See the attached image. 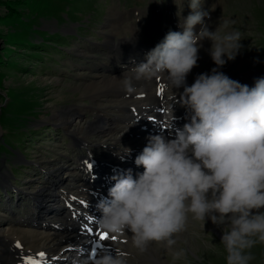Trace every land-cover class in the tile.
I'll use <instances>...</instances> for the list:
<instances>
[{
	"label": "rangeland",
	"instance_id": "rangeland-1",
	"mask_svg": "<svg viewBox=\"0 0 264 264\" xmlns=\"http://www.w3.org/2000/svg\"><path fill=\"white\" fill-rule=\"evenodd\" d=\"M189 2L0 0V228L33 213L31 208L39 202L42 208L35 213L39 219L34 227L41 219L48 217L49 222L48 209L59 203L45 196L51 192L54 197L52 191H59L66 197L64 191L78 187L74 180L85 171L81 165L79 174L73 168L78 155L87 152L97 158L94 151L106 154L127 148L118 134L116 143L93 129L97 109L110 111V116L119 114L112 107V98L102 93L108 87L102 73L115 76L128 68L131 71L130 58L141 59L138 54L149 48L161 17L179 21L172 13L187 16ZM203 8L210 13L206 19L210 31L228 20V30L235 28L242 34L236 59L220 71L237 80L246 63L249 71L243 73L250 74V87L254 86L256 78L264 77V0H204ZM202 43L198 66L187 76L188 86L216 67L208 52L212 42ZM64 121L77 124L63 127L60 122ZM79 142L87 145V151ZM7 185L11 190L4 193ZM38 188L43 194L34 197L32 192ZM222 234V228L210 219L206 218L203 228L189 214L186 230L177 234L174 245L150 242L143 252L135 248L130 257L135 259L133 264H159L154 254L161 264H226ZM63 251L59 257L65 255ZM176 252L182 253L178 259L174 258ZM251 254L249 264H264V244L253 247Z\"/></svg>",
	"mask_w": 264,
	"mask_h": 264
},
{
	"label": "clouds",
	"instance_id": "clouds-1",
	"mask_svg": "<svg viewBox=\"0 0 264 264\" xmlns=\"http://www.w3.org/2000/svg\"><path fill=\"white\" fill-rule=\"evenodd\" d=\"M203 4L190 0V13L180 17L182 31L169 30L146 54V62L130 69L134 75L124 78L128 93L135 91L133 79H163L173 93L183 88L179 103L190 122L173 139L163 133L147 138L134 161L144 171L136 179L131 170L112 177L115 184L97 203L102 216L96 220L100 230L130 236L143 252L150 242L174 245L189 214L203 228L207 218L222 228L226 264H249L251 249L264 244V77L249 87L220 71L236 59L242 34L228 30V20L210 31V13ZM204 40L212 42L208 52L216 67L188 86ZM181 255L176 252L174 258ZM85 264H127V254L113 255L105 248Z\"/></svg>",
	"mask_w": 264,
	"mask_h": 264
},
{
	"label": "bare ground",
	"instance_id": "bare-ground-1",
	"mask_svg": "<svg viewBox=\"0 0 264 264\" xmlns=\"http://www.w3.org/2000/svg\"><path fill=\"white\" fill-rule=\"evenodd\" d=\"M149 48L141 49V54H138V55L141 56L142 58V56L145 55V52L149 50ZM130 60H137V59L136 57H133V58L131 57ZM121 61H123V59H121ZM145 62H146V59L144 60L143 63ZM248 69L249 67H247L245 63V66H242L240 70V75L242 76L240 77L238 76L239 78L236 81H239L241 84H247L250 87L249 79L251 76L250 74L243 73L244 70H248ZM104 73L106 72L103 71L102 73V75H105V78H102V81H107L108 87L105 90H103L102 93L107 94L105 95V98L107 99L112 98L111 99L112 105H115L112 107H114L115 110L118 111L119 114L116 116H110V115H107L110 111L106 113V112H100L101 110L97 109V123H96L97 126L93 127V129L97 131L98 133H100L101 136L110 137L116 143L119 142L116 139V135L118 134V138H121L123 140L122 142L127 146V148L130 146V144L139 145V146L143 145L147 143V138L149 136L161 134L162 132L157 133L153 129H147V130L140 129L137 123L130 121L131 119L130 115L132 113V110H138V112L142 114L141 115L142 119H145V122L143 125H147L148 116L146 114V107L148 106L147 104H149V102L154 101L152 100L153 90L154 88L159 87V84L164 85V83L166 82L163 79H158V82L155 84L154 79L152 80L142 79L139 81H136L133 79V86L135 88V91L128 93L124 86V78L132 77L134 75L132 71H129V68H128V71L124 70L122 74L116 73L115 76H111V74L106 75ZM173 91L175 93L172 92V94H176V96L180 98V94L183 92V88L175 89ZM110 94L112 96H110ZM96 105L99 106L98 102L96 103ZM77 116L81 118L82 113H79ZM60 123L63 127L73 128L71 126L72 122L64 121ZM75 124H77V121L75 122ZM75 124H72V125H75ZM76 129L77 128H74L71 130L75 131ZM80 144L82 145V147H85L87 151V145L85 143L83 144L80 143ZM90 151L91 152L94 151L93 148H91ZM94 152L96 153V155H99V156L103 155L101 153H98L97 151H94ZM84 154L85 155L80 156V158L82 159H86L87 157L94 158L92 156V153L91 155H89L87 152ZM1 183H2V186H4V183L3 182ZM9 185L4 187L3 189L4 193H7L6 191L11 190L9 188L10 187ZM58 190H60L61 192L63 191V189H60V187ZM50 193L49 195L46 194L45 197H48V200H53L55 203H58L59 196L60 197L62 196L61 194H59V191L58 192L52 191V193H54V197H52ZM32 194L34 197H38L39 195L43 194L42 189L41 188L35 189L33 190ZM7 198L8 197H6V199ZM65 199L66 197H62V200H65ZM32 204L33 202L28 206V208H30ZM41 206L42 204L40 202L36 203L35 208H31V212H33L31 213L32 215L29 214L22 219L14 218L16 220L13 221L9 227L0 228V264H24V261H26L27 258L37 257L38 256L37 254L40 252H44L46 254V258L50 259L51 257H59V254L61 253V251L65 250L63 251L65 255L62 256L63 257L62 260L52 262V264H63L66 258H70L68 257V252L71 247H75V246L82 247L84 244H86L85 239L78 238L76 235L72 234L71 232L55 233L49 228H43L41 226L42 222H45L47 224L49 222H54V223H59L62 226L71 225V223L67 221L64 215L61 214L63 212H61L60 204L56 206L53 205L51 206V209H48L50 210V212L46 215L49 216V222L46 221L48 217L43 220L41 219L40 222H37L39 226L35 228L34 221L36 220V218L39 219V216H36L35 213L37 212V210L42 208ZM21 216H24V215H21ZM100 232H102V230H100ZM99 243L110 244L111 246L102 247L98 249L97 252H99L101 249L106 248V249H109L113 253V255H117L120 253H126L127 254V264H131V263L133 264L135 259L133 258L131 259L132 256L130 257V255H133V250L135 249V247L131 243L130 236L126 235L125 237H122V238L117 237V240L115 241L110 240V241L99 242ZM17 244H19L20 247H17ZM151 255L153 256L152 253ZM71 257H72V262H76V264H85L86 261H89L88 259H86L84 254H80V253L75 254L74 252H71ZM154 258L158 261L159 264L162 263L159 261V255L154 254Z\"/></svg>",
	"mask_w": 264,
	"mask_h": 264
},
{
	"label": "snow or ice",
	"instance_id": "snow-or-ice-1",
	"mask_svg": "<svg viewBox=\"0 0 264 264\" xmlns=\"http://www.w3.org/2000/svg\"><path fill=\"white\" fill-rule=\"evenodd\" d=\"M164 92V85L160 84L159 88H158V95H162ZM158 111H162V109H158ZM89 168L93 167V164L91 162L88 163V165H86ZM81 204H83L84 202L81 201ZM89 220H91L92 218L89 217ZM82 228L85 231V234H93L92 236H90V240H94L97 242H93L91 244V254L90 257H94L97 250L102 248V247H110V244H101L99 242H106V241H115L117 240L116 236L110 235L109 233L106 232H95L94 227L89 225L87 222L82 225ZM17 247H20L19 244H17ZM39 256L40 259H34L32 257L27 258L26 261H24V264H52L53 261H60L63 259V257H51L50 259L46 258V254L44 252H40L37 254ZM65 264H67V262H65Z\"/></svg>",
	"mask_w": 264,
	"mask_h": 264
}]
</instances>
